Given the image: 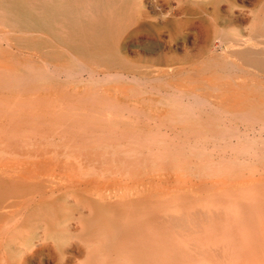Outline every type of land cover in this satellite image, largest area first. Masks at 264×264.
<instances>
[{
	"label": "bare ground",
	"instance_id": "1",
	"mask_svg": "<svg viewBox=\"0 0 264 264\" xmlns=\"http://www.w3.org/2000/svg\"><path fill=\"white\" fill-rule=\"evenodd\" d=\"M58 1L55 7L48 1L46 4V1L38 0L35 3L36 8H54V11L51 10L54 17L51 16L46 20L43 15L36 22L29 19L24 20L22 15L14 12L11 8L12 4L9 5V9L6 8L7 12L5 14L0 10V91L14 88L19 91L25 89V91L31 92L32 97L34 95L38 97L35 93L52 91L51 88L54 86L53 89H56L54 84H60L49 85L46 84L47 81L44 83L45 85L39 83L41 80L38 82V78L42 74L39 77L36 76L38 74L32 75L35 69L39 73L37 64L35 65L36 68L32 67L31 64V66H25L24 69L29 68V71L25 72L19 70V66H15L21 61H32L33 59H29L27 56L30 53L27 51L32 49L36 50L34 55L31 54L36 57V61L45 62L46 64L44 56L47 57V52H44L43 49L48 46L49 40H45L42 34H35V32L43 29L49 30L54 39L64 49L60 52L57 51L60 57L59 60L63 62L61 67L68 69L69 74L75 75L81 80L88 78L95 80L122 78L127 81H153L171 78L173 72L142 69L134 62L145 60L147 63L154 64L172 60L171 49L161 48V52H159L156 48H148L143 44L144 50L142 48L141 50L150 54V59L142 58L139 50L137 56H131L130 52L132 47L135 46L133 43L141 45L143 38L151 34H153V36L151 35L153 38L157 36V39L160 38L162 42L170 43L174 34V22L180 28H183L186 24L191 26V29L199 28L198 32L194 33L195 37H198V35L202 37V46L198 49V53L201 55L208 54L207 56L211 58L214 65L221 67L220 70L235 73L237 77L247 76L252 80L264 78V16L259 17L249 29V36H246L243 32H239L235 36H224L221 33V36L216 37L218 40L215 43L216 38L213 40L210 38L202 22L197 24L188 17L185 20L179 19L176 21L171 18L153 19L151 11L148 10L149 6L145 2L146 0H90L91 6L87 7V12L85 3L83 5L80 0ZM160 1L152 0L155 12L156 8L162 6ZM13 2L17 4L16 6L22 5L23 9L33 8L29 0H16ZM2 6L0 3V7ZM27 11L29 12L26 13H32L31 10ZM159 12L164 13L163 10ZM53 18L54 21H52ZM78 26L82 27L84 34H89L88 38L96 50L93 65H80L75 61L79 58H77L78 53L85 52L84 48H81L76 41L79 34ZM165 33H167L168 39L163 38ZM43 41L46 43H43ZM21 42L26 43L24 48H20ZM227 43H230L233 49L228 50ZM49 45L55 46L52 43ZM216 48L225 50V54L222 55L223 58L219 56L221 53H218V55L215 53ZM24 49H27V51ZM37 52H40V55ZM70 53L72 55H69ZM14 56H17V58ZM230 57H235L240 62L233 59L232 65L225 64L224 59ZM148 66L149 64L145 68ZM46 72L43 71V73ZM43 79L45 81V78ZM234 80L223 81L218 85L220 88L218 89L222 93L219 101L206 102L212 110L216 109L224 113L221 116L219 114L220 117L215 121L216 123L211 120L214 122L209 128L212 130L210 131L212 132V136H210L213 139L211 142L216 141L215 138L220 136L224 146L232 149H236L250 133H255V129L252 128L253 126L246 125L244 129L236 127L235 130L227 133L226 128L223 126L233 121L242 122L251 119L263 121L262 125L264 123V86H259V83L258 85L250 84L243 87L242 90L239 87L241 85ZM13 84H15L14 87ZM59 86H62V84ZM88 88L87 90H89ZM76 90L74 89L69 93H67V90L64 94H83L76 92ZM232 90L236 92L227 93ZM97 92L99 93L98 90ZM191 94L193 93L191 92ZM84 95L83 97H85ZM54 99L56 102L58 101L55 97ZM82 99L80 97V101ZM7 101L10 102L9 99ZM20 102L22 101L18 103ZM127 103L123 105L125 106ZM21 106L23 105L21 104ZM60 107L59 109L62 108ZM119 108L121 107L119 106ZM140 108L135 109L137 111ZM35 109L37 110V108ZM115 109L117 108L115 107ZM143 109L145 108L142 107ZM47 110L40 108L34 112L26 110L21 115V113L15 114L13 110L0 108V119H3L1 115L2 117L8 116V119H14V123L17 124L13 129L11 128V131L0 128V135L6 139L4 140L5 143L9 140L8 152H0V264H236L237 262L226 260L229 253L241 252L248 258L252 254L250 250L253 243L259 247H264L263 241L257 236V234H264V160L255 169L260 172L258 177L252 175L237 177L236 187L222 190L211 187H204L199 190L187 188V191L179 195V200H176L171 188L173 182L170 179L162 182L158 180L156 166L159 154L157 157L155 154L159 152L155 153L156 150L149 146V143L136 139L133 133L124 132L125 128H122L121 132H116L115 129L108 127H97L98 125L95 126L97 122L103 123L105 119L103 117H101L102 119L100 117L99 119L94 118L95 120L89 118L83 110L81 114L75 109L49 111V108ZM109 112L111 111L103 114ZM99 114L100 112H98V116H104ZM210 115L212 116V114ZM107 117L105 116V118ZM202 117L204 116L202 115ZM206 117L209 119L208 115ZM113 118H116V121L119 119L117 117ZM126 119L124 118V120ZM111 120L113 119L111 118ZM203 121L201 120V122ZM109 122L112 123V121ZM133 122L131 123L133 124ZM137 122L139 123V121ZM48 123L58 124L65 133L71 131L72 137L80 141L75 140L73 142L68 138L62 140L64 136L60 137L61 140L52 139L53 137L48 138L51 129L47 126ZM140 123L137 125H140ZM161 123L164 124V122ZM253 123L255 125V122ZM77 125H85L86 128L92 129V132H77ZM146 125L144 123V126ZM22 128H27L28 132ZM173 128L172 130L175 129ZM229 128L227 127V129ZM161 129L162 131L167 130ZM24 132L30 134L31 138L34 136L35 139H30L28 135L26 139L24 138L25 140L20 141L21 139L19 140L18 137L22 133L26 135ZM169 132H171V129ZM183 134L185 133L183 132ZM198 135H192L194 136L192 138L195 139ZM255 135L253 136L256 137ZM262 135H264L263 130ZM185 136L187 138V133ZM203 136H200V138ZM207 136L209 137V135ZM207 136H204L205 139H207ZM169 139L172 138L169 137ZM250 140L247 142L249 143ZM209 141L210 139L206 142ZM224 148L222 151H224ZM156 149L158 150V148ZM256 149V156H258V152L261 150L259 147H256ZM163 150L162 152H164ZM174 151L176 154L180 153V151L177 153L176 147ZM227 151L224 153L226 154ZM252 154L255 155L254 152ZM161 155L164 158L167 157V155ZM249 155L251 154L249 153ZM261 155L264 157V151H261ZM204 160L211 163V165L215 163L213 157H204ZM180 183L184 185L187 183V179L185 178ZM185 204H187L188 215H191L194 220L188 222L187 227L185 225L179 230L176 228L178 225L175 224L176 214L174 210L182 208ZM226 204L235 206L236 208L233 210L236 212H230L231 209H228L225 206ZM239 216L246 219L244 223L239 222ZM183 230H187V235ZM241 233L244 236H240ZM254 238H258L257 241H253ZM259 264H262V261Z\"/></svg>",
	"mask_w": 264,
	"mask_h": 264
},
{
	"label": "rangeland",
	"instance_id": "2",
	"mask_svg": "<svg viewBox=\"0 0 264 264\" xmlns=\"http://www.w3.org/2000/svg\"><path fill=\"white\" fill-rule=\"evenodd\" d=\"M13 1H16V0H2V1H0V3L3 5L2 7H0V10L5 14V12H7L6 8L9 9V5L12 4L13 7L11 6V8H13L14 12L22 15L24 20L29 19V20H34L36 22L37 20L39 21L40 20L39 18L43 15L45 16V19L46 18L48 19L51 16L54 17V14L51 11V10L54 11V8L53 9L36 8L35 3H37L38 0H29V2L32 4L33 8L27 7L26 9H23L22 5L16 6L17 4H15V2H13ZM44 1H46V4H47V1L52 3L55 7L57 5V2H59L58 0H44ZM80 1H81V3H83V5L85 3V5H86L85 8H86V12H87L88 11L87 7L91 6V1L90 0H80ZM145 2L147 4V6H149L148 10L151 11L153 19L157 18V19L163 20V19L171 18V19H174L176 21L179 19L185 20L188 17V18L194 20L197 24L202 22L204 24V28L207 30V32L209 33L210 38L212 40L215 39L218 35L221 36V33L224 36L225 35L235 36L239 32H243V34H245L246 36H249V29L255 24V22L258 20L259 17L264 16V0H248V1H246V0H161L160 2L162 3V6H161V8H156V12L154 11L155 9H154V6L152 5V0H146ZM234 4H235V6H234ZM27 10H31L32 13H26V12H29ZM160 10H163L164 13L159 12ZM187 12H188V14H187ZM45 19L43 18V20H45ZM243 19H245V20H243ZM52 21H54V18L52 19ZM190 27L191 26H187V24H186L183 28H180L179 25L174 22V24H173V32H174L173 39L168 44H166L165 42H162L160 38H159L160 40L157 39L158 38L157 36L156 37L154 36L155 38H153L152 37L153 34H151L152 36L149 35L148 37L147 36L144 37L143 43H141V45L133 43L135 46L132 47L133 52L132 51L130 52L131 56H137V52L139 50L142 58H144V59L145 58L150 59L151 55L148 53H145L141 50V48L143 49V44L145 47H148V48H152V49L156 48V50L159 52H161V48H163V49L166 48V50L171 49V55L173 56V58H172V60H169V61L166 60V61H162L160 63H154V64L147 63V61H145V60L134 61L135 64L139 65V67H141L142 69H146V70L147 69L148 70L154 69V70H158V71H166V72H173L174 73L171 78H167V79L165 78L164 80L158 79V80H153V81H133V80L127 81V80H124L122 78L101 79V80H95V79L88 78L85 80H81L77 76L69 74L67 72L68 69H63L61 67V64H63V62L61 60H59L60 57H59L58 52L63 51L64 49L60 45V43H58L56 41V39H54L53 34L47 29H43L42 31L35 32L36 35L42 34V36L45 40H49V44L52 43L53 45H55L53 47V46H50L48 44V46H46L43 49L44 52H47V57L44 56L45 57L44 59H46L45 60L46 64H45V62L36 61V57L32 56V55H34V53H36V50L32 49L30 51H27V49H24L25 51L30 52L27 54V56L29 59H33V60L32 61H21V63L18 62L17 65H15V66L16 67L19 66V70H22L23 72L29 71V68L24 69L25 66L28 67V66L32 65V67H34V68H36V66H38L37 70H39V73H37L38 71L36 72V69H35V71H34L35 74L33 72L32 75L35 76L36 74H38V75H36L37 77H39V75H41V74L43 76L45 75L44 77L41 75L40 78H38V82H39V80H41L39 83L44 84L47 81L46 84H49V85H52L54 83H60V84H54V85H56V89H53V88H55V86H54L53 88H51L52 91H44V92L35 93V94H37L38 97H36L35 95L32 97V95L30 94L31 92L25 91V89H22V88H21L22 91L17 90V88L16 89L15 88L9 89V90L6 89L8 91L5 90L3 92L0 91V98H1L0 102L1 101L4 102V103L3 102L0 103V108L10 109V110L15 111L14 112L15 114L21 113V115L23 114V112H26V110L34 112V111H37L38 108L44 109L46 111H48L47 109H49V108H50L49 111H52L55 109L56 110L75 109V111H77L80 114H81V111L83 110L84 113H87L86 115H88L89 118L99 119V117L100 118L103 117V119H105V122H103L104 124L97 122V124L95 125V126L98 125L97 127H99V126L108 127V128L113 129V130L115 129L116 132L117 131L121 132L120 130H123L122 128H125L123 130L124 132L133 133L134 137H136V139H140V141H145V142L149 143V146L153 147L154 150H156L155 153L159 152V153L155 154L156 157L159 154L157 157V166H156V172H157L158 180L162 182V181H167L170 179L173 182L171 188H172L173 194L175 195L176 200H179V195L181 193H183L184 191H187V188L191 189V190H199V189H202L204 187H211L213 189L222 190V189H228V188L236 187V178L237 177H248L250 175H252L254 177H258L260 174V172L256 171L255 169L257 167H259L261 165L262 161L264 160L263 159L264 157L261 155V151H264V139H263L264 135H262V130H263V134H264V129H263L264 127H262V126H264V123L262 125L263 121L260 122L259 120L251 119V120H245L242 122L233 121L232 123H228L229 125L227 124V125L223 126L226 128L225 131L227 133L232 132L233 130H235L236 127H240L242 129H244V127H246V125H249L250 127L253 126L252 128L255 129V133L252 132L253 134L250 133L248 137H245V139H244L245 142H243L244 141L243 140L239 145L240 147L238 146L236 149H232L230 147L226 148V146H224V144H223L222 137L220 138V136H218V138L217 137L215 138L216 141L214 140L213 142H211V140H213V139L211 138L212 132H210V131H212V130L209 129L212 126V124H214V122L218 120V117H220L221 114H224V113L220 110H216V109L212 110L210 108V105L206 102H217L221 99L222 93L219 90L220 88L218 87V85L220 83H222L223 81L235 79L236 81L235 80L234 81L236 83L240 84L241 86H239V87L243 90V87H245L246 85H250V84L258 85V83H259V86H264V80H263L264 78H257L255 80H252V79H250V77H247V76L237 77L235 75V73L225 72L222 69H221L222 70L221 71L220 70L221 67L218 65H214L211 58L209 56H207L208 54L207 55H201L198 53V49L200 48V46H202V41H201L202 37L200 35H198V37L194 36V33H197L199 28L191 29ZM77 30L79 31V34L76 37V41L80 45L81 48H84L85 52H81L80 54L78 53L77 58L78 57L79 58L75 61L77 64H80V65L81 64L93 65L94 54H95L96 50L93 48L92 42L88 38L89 34L86 33V31H85L86 34H84V31H82V27H80V26L77 27ZM84 30H85V28H84ZM153 32H154V30H153ZM44 35H46V36H44ZM163 36H164L163 38L168 39L167 33H165V35H163ZM217 40L218 39L216 38L215 43H217L216 42ZM144 41H145V43H144ZM43 43H46V42L43 41ZM25 44L26 43L21 42L20 48H24ZM227 46H228V48H227L228 50L233 49L231 47L230 43H227ZM135 47H136V49H135ZM196 51H197V53H196ZM17 53H19V52H17ZM215 53L217 55H218V53H221V54H219V56H221L223 58L222 55L225 54V50L221 49V48H216ZM29 54L30 55L32 54V55L30 56ZM37 54L40 55V52H37ZM195 54L196 55L199 54L198 55L199 57L198 56L196 57ZM69 55H72V53H70ZM14 57L17 58V56H14ZM14 57H11V58H14ZM19 59L22 60V58H19ZM233 59L235 61L240 62L235 57H230L229 59H224V62L227 65H232ZM15 61H16V59H15ZM148 64H149V66L147 68H145V66ZM39 65H41V66H39ZM41 67H44V68H41ZM213 67H214V69H213ZM60 68H61V70H60ZM212 69L215 71H213ZM17 71H18V69H17ZM41 71H42V73H41ZM43 71L46 73H43ZM225 74H226V76H225ZM174 75H175V77H174ZM43 78H45V81ZM181 79H183V80H181ZM116 80H119V81H116ZM194 80H195V82H194ZM124 81H125V84H124ZM127 83L131 87H129ZM61 84H62V86H59ZM14 86H15V84H13V87ZM64 86H66V88H64ZM61 87L63 89H60ZM87 88L89 90H87ZM196 88H197V90H196ZM201 88H203V89H201ZM69 89H70V91H69ZM74 89L78 90V91L76 90V92L83 93V94H81V95L80 94H78V95H69L68 94L67 95L66 93L64 94V92H66L67 90H68L67 93H69V92H72V90L74 91ZM57 90H58V92H57ZM97 90L99 91V93L97 92ZM145 90H147V91H145ZM147 92H149V93H147ZM191 92L193 94H191ZM234 92H236V91L232 90V91H229L227 93H234ZM18 94L23 95V96H20ZM1 95H4L6 97L9 96V97L6 98V97L1 96ZM83 95L85 97H83ZM79 96L81 98H83L81 101H80ZM92 96L94 99L92 98ZM54 97L59 102L58 101L56 102ZM110 97H112V98H110ZM5 98L7 100L9 99L10 102H8ZM87 98H88V100H87ZM97 98H99L98 100H100V99L101 100L98 101ZM201 98L204 100H202ZM3 99H5V100H3ZM65 100H68V101H65ZM19 101H22L20 103L25 108L23 106H21L20 103H18ZM118 101L125 102V103L128 102L126 104L127 106L123 105L125 103L121 104V102L119 103ZM11 103H14V104L16 103V104L14 105ZM37 104H38V106H37ZM89 104H91V105H89ZM117 105H119L121 108H119V106H117ZM121 105H123L124 107ZM16 106H18V107H16ZM19 106H20V108H19ZM59 107L61 109H59ZM115 107L117 109H115ZM130 107H132V108L134 107V108L132 109ZM142 107L145 109L142 110ZM31 108H34V109H31ZM35 108H37V110ZM135 108H137V109L140 108V109L136 111ZM78 109H80V110L78 111ZM94 109H96V110H94ZM120 109H123V110L121 111ZM103 110L107 111V112L111 111V112H109L111 114H109V113L103 114V113H107V112H104ZM199 110H200V112H202L203 110H205V111H203L200 114ZM206 110L207 111L209 110V111L207 112ZM215 110H216V112H215ZM91 111H93V112H91ZM95 111L97 112V116H96ZM142 111H144V112H142ZM149 111H150V113H149ZM217 111H220V112L218 113ZM98 112H100V114L104 115V116H98ZM121 112H122V114H121ZM141 112L143 113V115ZM209 112H211V113H209ZM123 113H125V114L123 115ZM134 113H135V115H134ZM206 113L209 116V119L211 118L210 120L207 119L208 117H206L207 116V115H205ZM93 114H95V115L93 116ZM117 114L118 115L121 114V116L118 117ZM128 114H129V116H128ZM188 114H191V115L189 116ZM210 114H212V116L214 115L215 119H214V116L212 118V116ZM219 114H220V116H219ZM202 115L204 117H202ZM105 116L106 117L108 116V117L105 118ZM124 116H126V117H124ZM140 116H142L143 118ZM113 117H117L120 120L117 119V121H116V118H113ZM138 117L141 121L138 119ZM144 117H146L147 119ZM155 117L157 120L156 119L154 120ZM201 117H202V119H201ZM1 118H3V119H0V124L2 125V126L0 125V128L1 127L6 128V129H9L11 131L13 129V127L17 125L16 123H14L15 122L14 119H11V118L8 119V116L2 117V115H1ZM111 118L113 120H111ZM124 118L125 119L128 118V119L124 120ZM114 119H115V122H114ZM129 119H130V121H128ZM161 119H162V121H161ZM136 120L139 121V123L141 122L140 125H137L139 123ZM163 120H165V121H163ZM166 120H167V123H166ZM201 120L202 121L204 120V121L201 122ZM211 120L214 122H212ZM109 121H112V123H110ZM125 122L127 123V125L125 124ZM131 122H133L134 126ZM142 122H144L145 125L146 124L147 125L144 126V123H142ZM161 122H164V124ZM253 122H255V125ZM8 124H9L10 128L8 127ZM172 124H174V125L176 124L177 126L179 125V127H177L176 125L174 127V125H172ZM237 124H238V126H237ZM170 125H171V127H170ZM243 125H245V126H243ZM258 125H262V126H258ZM47 126H49L51 128L49 130L50 135L48 134V138L53 137L52 139L61 140L60 137L64 136L65 138L62 137V140H64V139L66 140V138H68L70 141L75 142L76 139H74L72 137L71 131H66L67 133L63 132L58 124L48 123ZM77 126H78L76 128L78 130L77 132H80V131L83 133H88V132L91 133L92 132V129L86 128L85 125L84 126L83 125H81V126L77 125ZM128 126H130V127H128ZM148 126H150V127L146 128ZM226 126L228 128L230 126V128L227 129ZM257 126H258V128H257ZM160 127L167 129V130L169 129V130L168 131L167 130L162 131V129ZM59 128H60V130H58ZM118 128H121V129H118ZM172 128L174 130H172ZM22 129L23 130L25 129L28 132L27 128H22ZM170 129H171L172 134H171V132H169ZM127 130H129V131H127ZM205 130H207V131H205ZM260 130H261V132H260ZM137 131H139V132H137ZM147 131H149V132H147ZM204 131L206 132V134ZM27 132H24V133H26V135H24L22 133V135H21L22 137L21 136L18 137L19 140L21 139L20 141L25 140L28 137V135H29V137L31 136ZM183 132L185 134H183ZM259 132L261 135L259 134ZM53 133H55V134H53ZM186 133H187V138L185 136ZM191 133H192V135H195V136L198 134L199 135L201 134L200 136H203L205 134L204 136L209 135V137L207 136L206 137L207 139H205L204 136H203L204 138L203 137L200 138V136L198 135L199 137L197 136L195 139H193L194 136H192ZM51 134H53L54 136ZM254 134H256L255 135L256 137L253 136ZM258 134H259V136H257ZM56 135H58L59 137L58 136L56 137ZM69 135L71 136V138H69L70 137ZM139 135H141V136H139ZM180 135H182V136H180ZM1 136L2 135H0V137ZM33 137L32 138L30 137V139H35V137L34 138ZM169 137L172 139H169ZM180 138H182V139H180ZM183 138H186V139H183ZM261 138L263 141L261 140ZM0 139H2L3 141L6 140V139H4V137H1ZM159 139H160V141H159ZM208 139H210V141L206 142ZM2 140H0V152L6 153L9 150L8 149L9 140L6 143H5V141L3 142ZM183 140H185V141H183ZM248 140H250L249 143L247 142ZM76 141L79 142L80 140L77 139ZM170 142H172V143H170ZM242 146L244 148H241ZM162 147H164L165 149ZM175 147H176L177 153L180 151V153H182L181 155H180V153L176 154V152L174 151ZM253 147H254V150H253ZM256 147H259V149L261 150L260 152H258L259 153L258 156H256L257 155L256 151H258L257 150L258 148L256 149ZM156 148H158V150ZM167 148H169V149H167ZM223 148H224V151H222ZM226 149L229 150L230 152L227 151ZM238 149H240V150H238ZM241 149L244 151H242ZM255 149H256V151H255ZM162 150L164 152H162ZM165 150H167V151L165 152ZM220 151H222V152H220ZM225 151H227L226 154L224 153ZM238 152H239V154L237 155ZM253 152L255 153V155L252 154ZM249 153L252 156L249 155ZM161 154H163L165 156L167 155V157L164 158V156H162ZM185 154H187V155H185ZM229 154H230V156H229ZM239 156L241 159L239 158ZM204 157H207V158L213 157V162H215V163L211 165V163L204 160ZM244 157H245V159H244ZM222 158H224V159L220 160ZM248 158H250V159H248ZM214 160H216V161H214ZM218 161L219 162L221 161L222 163L221 162L219 163ZM177 162H181V163H177ZM204 162H206V163H204ZM237 165H239V166H237ZM229 169H230V171H228ZM231 169H233V170H231ZM236 172H239V173H236ZM185 178L187 179V183L182 185L180 182L182 180H184ZM180 200H182V199H180ZM225 206H227L228 209H231L230 212L231 211H232V213L236 212L233 210L234 208H236L235 206L233 207L232 205H229V204H226ZM174 211L176 214L175 224L178 225L176 228L179 230L182 227H184L185 225L187 227V223L194 220V218L191 215H188V213H187V204H185L180 209H178V208L175 209ZM238 220H239V222L244 223L245 222L244 220H246V219L245 218L243 219L242 216H239ZM183 231L187 235V230H183ZM243 233H241L240 236H244ZM257 236L260 237L259 239H261V241H263V243H264V234H257ZM257 239L258 238H254L253 241H257ZM251 246L252 247H251L250 252L252 254L250 255V257L247 258L241 252H236L235 254L229 253L228 254L229 257L227 256L226 260L228 262H230V261L235 262V263L240 262L242 264L243 263H245V264H256V263H258L259 264V262L262 261V264H264V262H263L264 247H262V246L259 247V246L255 245V243H253ZM235 255H237V256H235ZM258 259H260V260H258ZM207 262H209V261H207ZM219 262H221V261L219 260Z\"/></svg>",
	"mask_w": 264,
	"mask_h": 264
}]
</instances>
